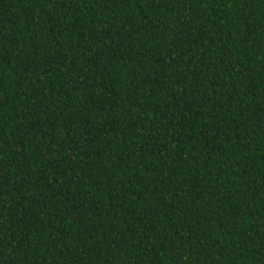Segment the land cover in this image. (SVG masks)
<instances>
[{
  "label": "trees",
  "instance_id": "trees-1",
  "mask_svg": "<svg viewBox=\"0 0 264 264\" xmlns=\"http://www.w3.org/2000/svg\"><path fill=\"white\" fill-rule=\"evenodd\" d=\"M0 264H264V0H0Z\"/></svg>",
  "mask_w": 264,
  "mask_h": 264
}]
</instances>
